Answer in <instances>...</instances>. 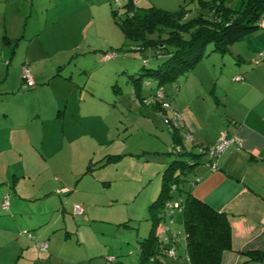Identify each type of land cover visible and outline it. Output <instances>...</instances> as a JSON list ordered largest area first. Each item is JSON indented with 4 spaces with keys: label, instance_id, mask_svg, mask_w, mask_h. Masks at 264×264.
I'll use <instances>...</instances> for the list:
<instances>
[{
    "label": "crops",
    "instance_id": "obj_1",
    "mask_svg": "<svg viewBox=\"0 0 264 264\" xmlns=\"http://www.w3.org/2000/svg\"><path fill=\"white\" fill-rule=\"evenodd\" d=\"M79 4L87 6L84 0H0V264H53L54 259L63 260V256H55V250L64 236L51 234L44 218L59 208L64 212L65 206L76 215L73 204L83 209L76 216L90 213L95 203L80 194L79 182L85 175L92 176L94 169L117 164L126 155L121 149L126 137L113 136V125L105 120L106 115L91 107L96 96L89 87V67L96 60L97 64H111L114 72L127 69L121 59H103V52L110 47L108 38L99 47L85 41V27L77 25ZM93 22L91 19L86 27H92ZM73 35L80 37L73 39ZM98 49L104 51L96 54ZM262 52L264 20L257 31L234 42L228 53L208 51L173 84L172 98L167 97L194 140L186 142L189 150L215 146L221 133L234 136L238 142L218 155L216 170L204 164L194 167L186 184L192 196L223 213L229 223L230 247L221 253L219 264H264V258L250 255H264ZM25 61L35 83L32 88L21 78ZM143 107L161 115L152 105ZM80 136H89L92 147L75 152ZM170 137L172 141L171 133ZM117 141L120 144H114ZM113 145L119 151H109ZM202 157L201 161L209 160L207 155ZM57 158L62 169L56 171L59 179L51 181L57 184L55 193L69 189L57 193L66 196L63 207L56 196L42 193L43 185H35L41 175L36 170L39 162ZM78 160L83 169H76ZM90 163H94L92 169L86 171ZM196 176L200 180L191 182ZM27 179L34 180L27 184ZM5 195L8 206L3 209ZM51 202L54 208L46 206ZM178 213L173 211L165 221L174 226L182 224ZM165 221L160 225L169 228L170 235L175 230ZM180 238L176 242H182L186 255L184 239ZM43 240L48 242L46 251L34 246L35 241Z\"/></svg>",
    "mask_w": 264,
    "mask_h": 264
},
{
    "label": "rangeland",
    "instance_id": "obj_2",
    "mask_svg": "<svg viewBox=\"0 0 264 264\" xmlns=\"http://www.w3.org/2000/svg\"><path fill=\"white\" fill-rule=\"evenodd\" d=\"M84 2L86 7L77 5L79 10L77 25L85 27L83 34L86 37L85 41L99 47L103 45V39L108 38L110 47L106 52L116 54L110 59L111 62L121 59L127 69L122 71L118 68L114 72L111 64H97L96 60L89 67L92 78L89 87L96 96L92 100L91 107L94 111L106 115L105 120L113 125L111 131L113 136L126 137L124 138L126 143L121 148L126 155L117 164L112 163L94 169L92 176L85 175L79 182L80 194L83 193L87 199L95 203L91 212H86L83 216L73 215L72 209L64 204L66 196L64 199L61 194L55 193L56 183L51 179H59L56 171L62 169L60 158L48 160L46 163L39 162L36 170L40 171L41 175L36 179L35 185L36 187L43 185L40 187L42 193L48 191L61 200L62 207L65 206L64 212L61 213L59 208L44 218L46 226L51 227L49 229L51 234L58 238L64 236V241L61 239L57 244L59 248L55 250V256L59 255L58 258L63 256L61 258L63 260L54 259L53 264H108L107 257L115 259L109 264H138L137 241L148 234L151 225L148 206L157 196L161 176L167 163L179 158L169 153L172 141L162 116L143 107L142 103L140 106L137 96L133 94L135 85L130 75L139 76L143 67H156L160 58L151 56L150 50H144L143 54L131 50L125 51L131 47L127 45L128 42L112 17V11H115L119 18L125 17L127 0H84ZM185 4L191 10L190 15H193L196 11V0H140L138 6H155L173 11ZM91 19H94L92 27H86ZM97 30L100 32L97 33ZM79 37L74 36L73 39ZM211 48V44H208L206 52ZM102 51L104 49H98L96 54H101ZM145 55L146 63L143 64ZM140 79L142 95L149 96L156 91V82L152 77L143 75ZM172 87L173 84H170L158 89H162L170 99L173 95ZM91 143L89 136H80L74 145V150L75 152L88 150L92 147ZM118 149L120 148L113 145L108 150L119 151ZM77 167L83 169V163L80 164L79 160L76 169ZM33 180L27 179L25 182L30 184ZM175 200L176 198H172L171 204ZM46 206L54 208V203L51 202ZM86 219L88 221H85ZM165 224L170 223L166 220ZM170 227L175 231H182L181 223L175 226L170 224ZM180 237L181 234L177 239L181 240ZM179 240L177 242L180 246L176 242L178 247L175 249L177 258H167V263L187 264L182 242L180 243Z\"/></svg>",
    "mask_w": 264,
    "mask_h": 264
},
{
    "label": "trees",
    "instance_id": "obj_3",
    "mask_svg": "<svg viewBox=\"0 0 264 264\" xmlns=\"http://www.w3.org/2000/svg\"><path fill=\"white\" fill-rule=\"evenodd\" d=\"M196 4L193 15H190L191 10L186 4L167 11L155 6L140 7L138 4L134 5V0H127L125 17L119 18L112 11V17L128 42L127 45L131 47L125 51L143 54L144 50H150L151 56L160 58L156 67H143L139 76L130 75L135 85L133 94L137 96L140 106L148 97L140 93L141 76L152 77L157 89L177 83L208 53V44L212 46L210 52L228 53L234 42L257 31L264 20V0H196ZM143 62L146 63V55ZM149 105L160 112V103ZM170 133V148L179 145L180 151L173 152L169 149V153L179 158L169 161L163 170L158 194L148 206L151 225L148 234L137 241L138 262L170 264L167 263V258L171 257L165 250L170 247L176 249V240L162 241L158 234L165 228L160 225L161 222L175 211H170L166 205L171 204L172 198H176L173 203L177 202L180 206L177 211L182 218L181 233L184 235L185 257L188 258V261L185 258L186 263L219 264L221 253L230 247V227L226 216L192 196L190 187L186 188L194 167L204 164L210 170V161H201L205 155L203 152L189 150L186 147L188 142L183 140L180 131L173 129ZM200 147L202 150L208 148ZM118 156L120 155L115 158ZM93 164L90 163L86 171H90ZM199 180L200 176H196L191 182ZM5 196L8 198V195ZM250 255L256 259L264 258L260 253Z\"/></svg>",
    "mask_w": 264,
    "mask_h": 264
},
{
    "label": "built area",
    "instance_id": "obj_4",
    "mask_svg": "<svg viewBox=\"0 0 264 264\" xmlns=\"http://www.w3.org/2000/svg\"><path fill=\"white\" fill-rule=\"evenodd\" d=\"M139 1L140 0H134V5L139 4ZM260 55L264 56V52L260 53ZM115 56H116L115 52H106L103 54V59L109 60V59L114 58ZM21 78L28 88H32L35 86L34 80L32 78V74L30 72L29 63L27 61L23 62L22 66H21ZM235 79H240V77H236ZM142 102L145 105L160 103L161 110L159 113L161 114L162 119L164 121V124L166 125V127H168L169 131L173 130V129H177L178 131L181 132V136L185 142H192L193 141L191 134L187 130L184 129V123H183L182 115L180 114V112L178 110L171 107L170 101H168L166 99V95L162 89H157L152 95L145 98ZM237 143L238 142L234 136L228 137L225 133H221L219 140H218V143L215 146L208 147V148H206V150H202V148L200 146H198L197 151H199V152L201 151L205 155H207V157L210 161V165L208 164L210 166V170L214 171L217 168L216 159H217L218 155L222 151H224L228 146H231V145L237 146ZM170 150H172L173 152H178V151H180V146L174 145L170 148ZM68 191H69V189L67 187L56 190L57 193H66ZM1 206L3 209L7 208V206H8L7 196H5ZM166 206H167V208H170V211H172L174 209L180 210V206L178 205L177 202L173 203V204L168 203ZM73 213L76 215L82 214L83 213L82 207L79 204H74L73 205ZM168 233H169V228L165 227L160 231V233L158 234V237L160 239H162V241L168 240L171 242L176 240L178 238V235H180V234L184 238V235L179 231H175V232L171 233L170 235ZM25 234L27 235L28 238H32V236L30 234H27V232ZM34 246H36L41 251H46L47 247H48V242L45 240L35 241ZM165 251L169 257H171V258L176 257V250L174 247H170ZM185 258L188 261L187 256ZM112 261H113L112 257L107 258L108 263H110Z\"/></svg>",
    "mask_w": 264,
    "mask_h": 264
}]
</instances>
